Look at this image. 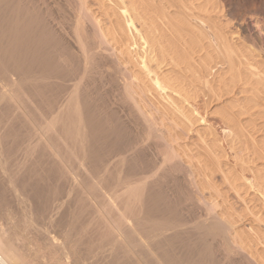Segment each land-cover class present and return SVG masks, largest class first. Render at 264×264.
I'll return each instance as SVG.
<instances>
[{"label": "bare ground", "instance_id": "bare-ground-1", "mask_svg": "<svg viewBox=\"0 0 264 264\" xmlns=\"http://www.w3.org/2000/svg\"><path fill=\"white\" fill-rule=\"evenodd\" d=\"M185 1L121 0L105 22L86 0L53 1L54 5L48 0H0V75L5 79L0 101L25 105L24 113L16 116H24L26 140L36 141L32 146L22 141L25 156H53L46 155L50 164L46 161L44 170L32 161L16 180L9 171L11 146L19 143L17 132L9 134L11 142L9 135L0 134V168L7 174L6 180L0 179V264L260 263L252 250L255 239L241 235L236 221L217 210L213 174L221 169L219 163L210 159L198 172L178 151V134L173 136L186 122L168 117L151 103L152 91L165 99V89H201L202 84L214 92L235 93L241 83H249L254 95L243 103L229 102L217 113L238 134L249 135L253 154H264V141L256 139L240 118L264 95V69L244 57L233 32L212 29L215 48L185 9ZM138 35L153 51L148 60L143 54L141 60H132L129 47ZM155 56L183 74L171 77L153 71L149 63ZM108 67L127 120L111 105L107 91H100V70ZM220 70L215 88L205 77ZM10 121L9 116L8 124H17ZM171 126L177 127L171 131ZM74 159L84 167L81 177L80 170L74 174L71 167ZM45 173L58 175L53 181L75 176L72 184H64L72 185L66 198L61 184L58 187L61 181L49 183ZM182 176L197 193L192 195ZM9 200L19 214L8 210ZM201 201L206 206L202 215ZM37 220L56 234L38 228L29 234ZM236 251L244 256H234Z\"/></svg>", "mask_w": 264, "mask_h": 264}, {"label": "rangeland", "instance_id": "rangeland-1", "mask_svg": "<svg viewBox=\"0 0 264 264\" xmlns=\"http://www.w3.org/2000/svg\"><path fill=\"white\" fill-rule=\"evenodd\" d=\"M48 1L51 3V5H54L53 1L60 3V0ZM120 1L121 0H86L89 9L95 14H98L99 17L102 18L105 22L108 19V15L112 14L113 10L118 8ZM62 2L63 0H61V3ZM62 5L65 6L64 4ZM194 6L201 7L197 8ZM184 7L192 14L194 18L193 21L200 23L201 28L206 33H208V35L211 37V43L215 48L216 41L213 38V30H221L223 32L225 31L228 33L233 32L236 34L235 36L238 37V47L241 48V50L243 51L244 57L248 58L252 62L255 61V63L259 65L260 68L262 67L264 69V0H186L184 2ZM173 9V7L170 8V10ZM88 13L91 14L89 11ZM89 19L91 18L88 16L87 22L90 26L91 24L90 21H88ZM135 25L140 28V21L135 20ZM136 41L137 42L130 45L129 47L131 50H133L132 60H141V54H143L144 59L148 60L149 57L153 55V51L147 47V44L143 43V39L139 38V35L137 36ZM149 64L153 71L157 70L161 73V75L164 74L166 76L175 77L177 75L183 74V71L180 70L178 66H175L168 60L161 61L160 57L158 56H155V60L151 61ZM102 69L100 70V76L102 75V78H100V76L98 75V78L102 80L101 82L99 81L100 91H107L106 94H108V98L111 102V105L116 111H118V114H123L120 115L123 120H127V115H129L128 111L124 109L125 106L121 105L118 99V92L114 90L113 83L109 79V74H111L113 70L111 71L112 68L110 67L105 68L103 71ZM132 69H136V71H138V67H132ZM220 73H223V71L220 70L219 72H216L215 74L209 75L205 78L210 79L211 84L215 86V88H217ZM138 75L140 76V74ZM189 79L190 78H187V81H189ZM3 82L5 83V79L2 75H0V86L2 84V87L4 84ZM2 87L1 89L3 90L4 87ZM199 87L201 89H193L190 87L187 88L185 86L181 90L165 89L164 92L161 91V93L165 95V99L162 98V96H159L155 91H152L151 97L153 101H151V103H153L155 107H158L160 110L164 111L168 117H176V119L178 118L180 122H182L181 120L186 122V126L182 125L184 129H181L180 127L176 126L177 130H175V132L178 133L173 132V134L175 133L173 136H177L178 134V139L176 140L179 149L178 151L184 154V158L188 157L192 160L193 167H196L195 169L198 170V172H200V170H203V165L210 159H215L219 163L221 169L215 171L213 174V183L214 186L217 187V191L213 193L215 194L214 196H216V200L219 202V207L217 208V210L221 212L223 211L225 214H229L230 217H232L236 221L235 225L237 226V231L241 235H250L252 238L255 239V244H253V246L255 245V247H252V250L254 251L255 257H257L260 261L259 264H264V154H253L250 149V139L248 140L247 138L249 137V135H247L246 137L243 134H238V132L228 127L224 120L217 113L220 107L229 104V102H234L236 100L235 102L243 103L246 99L250 98L252 95L255 94V90H252V86L249 83L244 82L241 83L240 88L235 89V93L233 91L229 93H221L219 92V90L214 92L212 90L207 89L202 84H200ZM261 96L262 99H259L256 103H254L248 111H243L240 115V118L242 119V124H248L247 128H249V132L252 131L253 133H251L254 137H256V139L264 141V95L261 94ZM4 103V101H0V115L2 114L1 116L3 118L0 123L2 125L3 123L5 124V126L0 125V134L4 133L3 135L5 136V138H7L8 135L12 132H17V143H19L15 146L12 145L11 147L15 151L18 148L20 152L22 151L21 153H19H23V156H21L20 154H16L18 153L17 151L14 152L12 150V156L14 157H12L10 162L12 163V166L10 164L11 171H9V173H12V175L14 174L13 176H15L17 180V177H22L23 173H25V169L32 161H35L40 164L42 166V169L44 170L46 168V157L48 156L49 158L52 155L49 156L48 154H44L45 158L44 155L43 157L41 156L39 158L42 161L41 163L38 159V153H34L32 157L25 156L23 146L25 144L28 145L30 142L29 139L26 140V138L24 137V135L26 136L28 134V131H26V129L28 130V127H25L23 125L24 116L20 118L19 116L21 114L19 116H16L17 113H24L25 105H23L22 102L17 103L15 101H8L5 103H8L7 107H5L6 105ZM18 105H23L24 108L23 106H19V108H17ZM164 105L169 107V112L165 110ZM5 108L8 109V111ZM10 109L11 111H9ZM10 112L12 115L10 114ZM9 116L11 123L16 121L15 123L20 125L22 124L20 127L18 126L20 129L23 127L21 129V132L20 129H16L18 128L16 126L17 124L10 126L11 124L9 123ZM5 117L7 118L5 119ZM11 117L14 120H12ZM14 117H18L22 122H20L19 119H15ZM168 120L165 121L167 122V125L170 124L169 122H171L170 120ZM6 121L7 124H10H8L10 128L8 127V125H6ZM176 127L172 128L171 126L169 128L172 131V129H175ZM24 129L26 132H24ZM6 131L8 132V134L6 133ZM244 133L247 134L245 131ZM18 134H20L21 136ZM19 136L23 138H20ZM9 138L11 139L12 137L9 135V137L7 138L8 141H10ZM6 141L5 143L9 144V142ZM22 141L23 144L26 141H28V143H25L24 145L22 144L23 146L21 147L20 144L22 143ZM34 141L35 140L32 141L33 144L32 142H30V146L34 145V143L36 142ZM159 148L162 149L161 147ZM160 149L159 151H162L164 148L162 150ZM35 155L37 156L36 160H34ZM28 158L30 161L28 160ZM17 159L19 160V163ZM50 159H48L47 161L48 164H50ZM26 160L28 161V163ZM74 160L72 161L77 163L75 164L71 162V167L74 170V174H76V172L80 170V174L77 173V175L79 174L78 177H81V174H84V167H81V164H78L79 161ZM178 162L180 164L179 160ZM42 163L44 166L42 165ZM16 164L18 166L19 164H21L22 166L20 165L18 167L16 166ZM48 164L47 166H49ZM181 166L183 167L182 163ZM13 167H15V170L20 167L22 169H17V172L14 170L16 172L15 173L14 171H12V169H14ZM42 169L40 170L41 175H43L42 172H45ZM1 170L2 169L0 168V171ZM19 171L21 172L18 174ZM2 172L3 171L0 172V177L3 176L4 179H0L6 180L7 174L3 172L6 175L4 176ZM46 174L47 173L44 174V177ZM54 174L55 173H51V177H49L50 173H48V177L45 178H49L52 181H48L49 179L45 181L49 183H58L60 179H57V181H53L56 179V177L58 178V175ZM226 175L229 176L232 180L231 183L227 179H224L223 176ZM69 176L70 175H68V177ZM72 176L73 174L71 175V177H67V182L61 178V182H59L58 184V187H60L59 185L61 184L60 190L64 198H66L69 188L72 187V185H69L72 184ZM74 177L75 176H73V178ZM185 177L182 178L183 183H185L186 181L187 183H185V185L188 186L190 185V181H188V177ZM199 178H201V181L203 180L202 174ZM2 180H0V182ZM74 180L75 179H73V181ZM17 183L18 185H20V181H18ZM67 183L69 184L64 186V184ZM73 184L76 185L77 183L75 182ZM170 184L171 182H169L167 186V191L169 193L172 192ZM188 187L191 188H188V190L192 192L193 195V193L196 192L195 187L193 185H190ZM63 190L64 192H62ZM196 193L194 194V196L196 195ZM203 204L204 203L201 201V206L199 205V207H201L199 209H202L201 212H203L201 213V215L204 214V207H206L205 204ZM7 208L14 214H19L18 207L16 203H13V201L9 200ZM196 210H198L197 205ZM43 224H45V226H43ZM47 225L48 224L44 221H42L41 224V220H37L35 221L34 225L28 229V233L32 234L33 229V232L36 234L37 229L35 228H38L42 231L49 230L51 232H54V230L52 228H49V225ZM46 226L47 228L45 229ZM242 253V251H236L234 256H244V254ZM253 263L256 264V262Z\"/></svg>", "mask_w": 264, "mask_h": 264}]
</instances>
